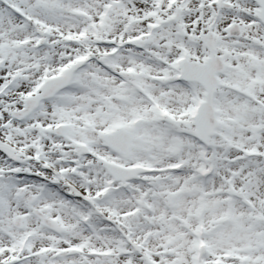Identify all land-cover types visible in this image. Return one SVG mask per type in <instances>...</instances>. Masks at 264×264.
<instances>
[{"label": "snow or ice", "instance_id": "1", "mask_svg": "<svg viewBox=\"0 0 264 264\" xmlns=\"http://www.w3.org/2000/svg\"><path fill=\"white\" fill-rule=\"evenodd\" d=\"M0 264H264V0H0Z\"/></svg>", "mask_w": 264, "mask_h": 264}]
</instances>
